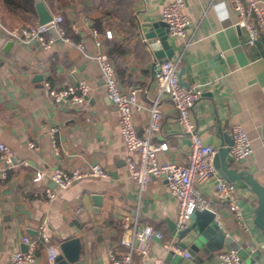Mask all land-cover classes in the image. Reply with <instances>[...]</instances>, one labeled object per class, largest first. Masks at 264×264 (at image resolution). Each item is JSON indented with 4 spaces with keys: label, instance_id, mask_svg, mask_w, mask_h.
Returning a JSON list of instances; mask_svg holds the SVG:
<instances>
[{
    "label": "crops",
    "instance_id": "crops-1",
    "mask_svg": "<svg viewBox=\"0 0 264 264\" xmlns=\"http://www.w3.org/2000/svg\"><path fill=\"white\" fill-rule=\"evenodd\" d=\"M169 1L33 0L31 10L10 7L0 0V22L9 29L38 23L39 3L50 15L60 13L66 34L74 41L82 40L88 53H105L120 89L135 88L137 103L146 106L155 97V64L163 59L155 57L144 34L153 23L163 21L161 9ZM182 12L190 23L184 37L167 35L172 56L164 59H179L178 69H183L180 79L201 86V96L191 112L195 129L204 143L217 150L225 136L231 137L232 124H241L252 153L235 162L228 152L226 159L264 186V31L255 44H243L244 32L237 25L231 0H185ZM92 27L97 35L92 34ZM107 31L111 37L105 36ZM78 79L90 87L85 109L66 100L54 102L44 93V81L58 87ZM159 102L160 128L151 140L154 144L164 142L167 148L156 156L160 162H183L189 138L178 124L171 100L162 96ZM147 116L145 109L133 111V126L140 137L145 134ZM118 119L94 60L60 40L43 49L11 40L0 29V142L13 156L6 177H0V264H8L12 251H25L22 236L36 238L40 224L46 225L57 254L63 241L77 238L76 264H107L108 246L118 255L128 250L120 241L122 222L134 216L139 225L159 230L162 238H152L153 247L146 258L133 251L131 264H217V253L224 249H234L241 264H264V228L255 221V194L244 180L232 181L244 222L241 226L228 208L229 201L215 196V175L199 182L198 187L211 209L221 214L219 228L230 243L211 239L190 258L167 250L166 242L180 241L171 230L176 200L161 178H153L139 195L125 164ZM52 128L56 129L53 135ZM30 141L38 149L30 148ZM91 165L104 168L107 176L83 178L64 189L48 177L56 167L84 169ZM36 170L45 175L34 181ZM46 187L56 193L51 201L46 198ZM32 264L55 262H48L43 244H39Z\"/></svg>",
    "mask_w": 264,
    "mask_h": 264
},
{
    "label": "built area",
    "instance_id": "built-area-1",
    "mask_svg": "<svg viewBox=\"0 0 264 264\" xmlns=\"http://www.w3.org/2000/svg\"><path fill=\"white\" fill-rule=\"evenodd\" d=\"M185 0H170L161 9V18L166 23L167 35L169 37H184L185 29L190 23L189 17L182 12ZM232 8L238 15L237 25L243 30V44H255L258 36L264 31V0H231ZM88 23L89 20H86ZM63 17L60 13L51 14L45 22L29 24L20 28H6L0 22V29L11 40L35 44L40 48L49 49L57 40L63 41L76 47L81 54L94 60L103 79L105 94L115 107L118 113V127L125 148V164L129 176L136 184L139 195L146 189L153 178L164 179L172 197L176 200V232L185 228L194 210L211 209L210 202L199 190L198 183L215 175L214 185L215 196L222 200L229 201V210L238 224L244 226L242 213L239 205L234 199L236 186L233 182L227 181L216 173L213 165V157L216 146L204 143L195 129L194 121L191 118L192 107L201 96L202 89L199 84L193 83L183 85L179 77V59H163L155 64L154 81L155 97L149 105H142L136 101V89L130 88L127 91L120 89L114 67L109 57L103 52L88 53L82 40L74 41L65 32ZM72 30L78 32L73 24ZM91 32L97 35V30L92 27ZM111 37L110 31L105 33ZM100 44L99 40L95 41ZM89 84L78 79L72 83L54 87L49 82H43L44 93L54 102L68 101L81 109L86 108V96L89 92ZM167 96L177 111V121L183 132L189 138V146L183 162L162 161L156 156L158 151L167 148L166 143L154 144L151 140L154 132L160 128L162 110L159 100ZM134 109H145L147 111V125L145 134L138 136L133 126L132 114ZM51 129V134L55 132ZM232 144L229 153L233 161L237 162L248 158L252 153L250 138L239 123L231 126ZM28 146L38 149V146L30 141ZM13 165V156L10 148L0 142V177L7 175V170ZM44 171L36 170L33 180L43 178ZM107 172L99 165H91L88 168H53L49 173V179L59 189L70 186L77 180L83 178H103ZM45 195L48 201L53 200L56 193L45 188ZM213 211V210H212ZM214 213V220L220 225L221 214ZM121 243L128 247L125 253L118 255L113 246L106 248L107 264H131L132 252H137L142 258L148 257L153 247L152 238H162V233L151 225H139L136 216L132 220L125 218L122 222ZM21 241L26 243L25 251L15 250L10 253L8 264H32L35 261V250L39 244H43L46 258L53 263L58 253L57 245L52 243L46 232V225L40 224L37 228L36 238L27 235L22 236ZM165 247L171 252L181 253L185 258L191 254L187 248L179 246L173 239L166 242ZM217 264H241V259L234 249H224L217 253ZM155 264H164L162 261Z\"/></svg>",
    "mask_w": 264,
    "mask_h": 264
},
{
    "label": "water",
    "instance_id": "water-1",
    "mask_svg": "<svg viewBox=\"0 0 264 264\" xmlns=\"http://www.w3.org/2000/svg\"><path fill=\"white\" fill-rule=\"evenodd\" d=\"M37 8L39 22L47 21L50 14L44 5L39 3ZM144 36L149 40V47L153 50L157 59L170 58L172 56V49L167 44V26L164 21L153 23ZM182 70V68L179 70V77ZM180 81L187 86L186 82L181 79ZM231 144L232 138L229 137L228 140L225 136V140L219 144L214 154L213 165L216 172L225 180L232 182L241 179L247 183L256 196L255 221L264 228V186L258 183L249 172L245 170L238 171L234 166H230L226 156ZM171 230H175V225H173ZM176 236L180 239L179 246L184 248L188 246V251L191 255H194L200 247L208 246L211 239L225 245L230 243V238L222 234L214 220V213L210 209L194 210L190 215L188 224L182 230L177 231ZM79 246L77 238L63 241L60 244L61 253L55 257V264H76Z\"/></svg>",
    "mask_w": 264,
    "mask_h": 264
},
{
    "label": "trees",
    "instance_id": "trees-1",
    "mask_svg": "<svg viewBox=\"0 0 264 264\" xmlns=\"http://www.w3.org/2000/svg\"><path fill=\"white\" fill-rule=\"evenodd\" d=\"M6 4H8L10 7H28V9L30 8L31 10L33 9V0H3Z\"/></svg>",
    "mask_w": 264,
    "mask_h": 264
}]
</instances>
